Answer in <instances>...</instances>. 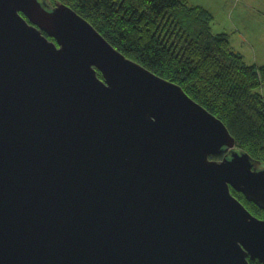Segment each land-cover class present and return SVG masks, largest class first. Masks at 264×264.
<instances>
[{"label": "water", "instance_id": "95a60500", "mask_svg": "<svg viewBox=\"0 0 264 264\" xmlns=\"http://www.w3.org/2000/svg\"><path fill=\"white\" fill-rule=\"evenodd\" d=\"M258 165L67 6L0 0V264H264Z\"/></svg>", "mask_w": 264, "mask_h": 264}, {"label": "trees", "instance_id": "16d2710c", "mask_svg": "<svg viewBox=\"0 0 264 264\" xmlns=\"http://www.w3.org/2000/svg\"><path fill=\"white\" fill-rule=\"evenodd\" d=\"M43 1L50 8L67 6L125 58L179 86L222 122L237 150L264 167V65H247L229 36L215 32L218 21L205 8L186 0ZM230 192L263 219V209Z\"/></svg>", "mask_w": 264, "mask_h": 264}, {"label": "rangeland", "instance_id": "374dc122", "mask_svg": "<svg viewBox=\"0 0 264 264\" xmlns=\"http://www.w3.org/2000/svg\"><path fill=\"white\" fill-rule=\"evenodd\" d=\"M196 1V0H191ZM235 10H225L224 7L216 9L215 14L223 20V27L228 26V14L232 13V18L236 23L238 31L233 30L220 31L229 36L230 47L233 51L240 54L247 65L253 64L255 56L262 55V64L264 65V41L256 35V31L262 32V27L258 23V19L264 21V0H234ZM240 1V3H239ZM257 11H260L258 14ZM228 12V13H227ZM255 27V34H245V27L251 29ZM249 29V30H250ZM227 30V29H225ZM254 30V28H253ZM264 94V87L262 88ZM221 156V155H220ZM224 158V155L221 156ZM217 160L216 162H220ZM258 170L264 169L262 165L256 167Z\"/></svg>", "mask_w": 264, "mask_h": 264}, {"label": "crops", "instance_id": "0c3cea01", "mask_svg": "<svg viewBox=\"0 0 264 264\" xmlns=\"http://www.w3.org/2000/svg\"><path fill=\"white\" fill-rule=\"evenodd\" d=\"M189 4L197 6V7H203L205 8L208 12H210L213 15L214 18V22H215V18L218 21V27H215V32L216 33H220V31H229V30H233L234 33H236L238 31V28L236 26V23L234 22L233 18H232V13L229 15L228 14V26L227 27H223V20L220 16H218L217 14H215L216 9H219L221 7H224L225 10L230 9V12L235 10V6L234 0H196V1H191V0H186ZM240 3V1H239ZM228 13V12H227ZM257 13L259 14L260 11H257ZM258 23L261 25L262 27V32L256 31V35L259 36V38L264 41V21L258 19ZM254 28V30H253ZM227 29V30H225ZM250 28L245 27L244 33L245 34H255V27H251ZM262 61V55H258L255 56V59L253 60V64L256 65H263L261 62Z\"/></svg>", "mask_w": 264, "mask_h": 264}]
</instances>
